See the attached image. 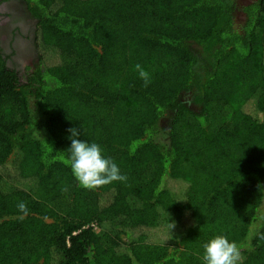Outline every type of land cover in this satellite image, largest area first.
Here are the masks:
<instances>
[{
  "label": "trees",
  "instance_id": "obj_1",
  "mask_svg": "<svg viewBox=\"0 0 264 264\" xmlns=\"http://www.w3.org/2000/svg\"><path fill=\"white\" fill-rule=\"evenodd\" d=\"M22 1L37 57L19 75L0 53V264H204L217 235L264 264V0L242 24L237 0ZM73 127L126 182L79 185Z\"/></svg>",
  "mask_w": 264,
  "mask_h": 264
},
{
  "label": "clouds",
  "instance_id": "obj_2",
  "mask_svg": "<svg viewBox=\"0 0 264 264\" xmlns=\"http://www.w3.org/2000/svg\"><path fill=\"white\" fill-rule=\"evenodd\" d=\"M135 70L147 87L151 83L149 73L139 64L135 65ZM68 131L71 134L69 137L71 146L67 150L69 163L73 176L81 187L94 190L113 182L127 181V176L121 174L119 166L110 157H105L99 144L79 139L81 133L75 127ZM17 208L25 216L28 214L25 202L18 203ZM170 225L172 229L176 227L175 223ZM203 248L204 264H238L240 260V251L236 243L230 242L224 235H217L210 239Z\"/></svg>",
  "mask_w": 264,
  "mask_h": 264
},
{
  "label": "flooded vegetation",
  "instance_id": "obj_3",
  "mask_svg": "<svg viewBox=\"0 0 264 264\" xmlns=\"http://www.w3.org/2000/svg\"><path fill=\"white\" fill-rule=\"evenodd\" d=\"M34 27L22 0H0V53L19 75L25 73V63L36 61Z\"/></svg>",
  "mask_w": 264,
  "mask_h": 264
},
{
  "label": "rangeland",
  "instance_id": "obj_4",
  "mask_svg": "<svg viewBox=\"0 0 264 264\" xmlns=\"http://www.w3.org/2000/svg\"><path fill=\"white\" fill-rule=\"evenodd\" d=\"M252 0H237V6H238V14H237V21L240 22L241 24L243 23V21L245 20V15L242 11V7H244L245 5H248L249 3H251ZM34 62V61H33ZM31 61L29 63H25V67L23 69H25V73L27 72V67H29L31 65ZM168 187L171 189L172 192H174L175 194H180L182 193V190L184 189L183 185L177 181H170L168 183ZM139 232H135L134 236L137 235ZM154 234H157V232H155ZM157 237L160 238V241L162 242H166L168 241V233L166 231H159Z\"/></svg>",
  "mask_w": 264,
  "mask_h": 264
}]
</instances>
